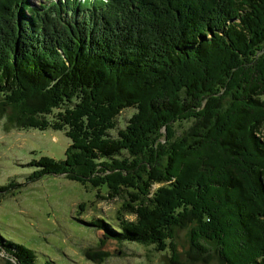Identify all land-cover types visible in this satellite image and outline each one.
<instances>
[{"label": "trees", "instance_id": "obj_1", "mask_svg": "<svg viewBox=\"0 0 264 264\" xmlns=\"http://www.w3.org/2000/svg\"><path fill=\"white\" fill-rule=\"evenodd\" d=\"M0 120L71 142L0 196L65 176L123 202L89 223L111 240L165 250L187 220L203 264H264V0H0Z\"/></svg>", "mask_w": 264, "mask_h": 264}, {"label": "rangeland", "instance_id": "obj_2", "mask_svg": "<svg viewBox=\"0 0 264 264\" xmlns=\"http://www.w3.org/2000/svg\"><path fill=\"white\" fill-rule=\"evenodd\" d=\"M53 1L57 0H31V3L40 6ZM137 112L133 108L122 111L118 128H125ZM6 121L0 120V187L12 181L24 184L28 175L35 171L30 165L33 161L39 162L43 157L57 161L65 159V151L71 142L64 132L52 128L6 131ZM188 124L186 128L190 129L193 121ZM159 187L155 186L154 190ZM122 204L120 199H109L105 188L93 189L65 176L49 175L23 189L14 188L5 197L0 196V235L35 250L42 264H163L174 258L172 246L181 253L183 264H203L204 257L198 256L193 246L197 229L187 220L177 228L175 245L171 244L165 250L116 242L89 224L93 219L118 217ZM125 216L127 220L136 219L127 213ZM188 219L193 218L188 216ZM208 245L215 246L213 243ZM210 253V264H219L215 251L210 250ZM8 259L16 263L0 251V264H9Z\"/></svg>", "mask_w": 264, "mask_h": 264}]
</instances>
